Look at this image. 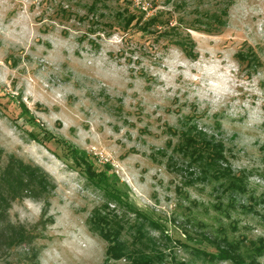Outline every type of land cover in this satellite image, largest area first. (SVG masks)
<instances>
[{
	"label": "rangeland",
	"instance_id": "rangeland-1",
	"mask_svg": "<svg viewBox=\"0 0 264 264\" xmlns=\"http://www.w3.org/2000/svg\"><path fill=\"white\" fill-rule=\"evenodd\" d=\"M15 161L0 264H264V0H0L4 194Z\"/></svg>",
	"mask_w": 264,
	"mask_h": 264
},
{
	"label": "trees",
	"instance_id": "trees-1",
	"mask_svg": "<svg viewBox=\"0 0 264 264\" xmlns=\"http://www.w3.org/2000/svg\"><path fill=\"white\" fill-rule=\"evenodd\" d=\"M131 21L134 19L133 17L130 18ZM23 110L26 111V108L23 106ZM189 141L194 145L197 146L199 151H204L209 148L210 144H207L200 136L193 138L190 137ZM209 151V150H208ZM213 151V150H211ZM215 151V150H214ZM72 157L74 160L79 164L83 165L85 168L86 175L88 179L91 181H97V183H107L108 176L106 173H95L92 170V164L86 160V153L83 151L72 150ZM218 158L215 153L207 154V163L212 165L214 161ZM16 162V161H15ZM16 168L13 165L9 166L7 172L11 179L7 181L8 186V193L4 194L0 190V209L1 205L4 201L15 200L20 193L21 186L25 187L24 180L31 185L34 183H39V177L36 175V171L31 169L30 166L22 165L19 162H16ZM41 183V179H40ZM39 185V184H38ZM27 190V189H26ZM107 195L110 196L111 199L120 200L117 195L111 194V192H107ZM103 221V220H102ZM102 238L109 241L111 246L107 249V256L112 259H119L122 257V249L120 244L116 242V240H111L106 233L101 234ZM35 238V235L31 231H26L22 227L14 228L7 226L3 229H0V250H9L15 248L16 246L29 243ZM261 250V249H260ZM262 251V250H261ZM211 258H214L216 262H225V261H235V257H237L234 253V249L232 246L227 247H220L218 249L217 254H210ZM147 260L143 261V264H147ZM238 264H243V262H237Z\"/></svg>",
	"mask_w": 264,
	"mask_h": 264
}]
</instances>
